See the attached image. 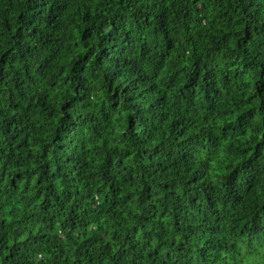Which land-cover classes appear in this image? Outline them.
<instances>
[{
	"label": "clouds",
	"instance_id": "clouds-1",
	"mask_svg": "<svg viewBox=\"0 0 264 264\" xmlns=\"http://www.w3.org/2000/svg\"><path fill=\"white\" fill-rule=\"evenodd\" d=\"M0 264H264V0H0Z\"/></svg>",
	"mask_w": 264,
	"mask_h": 264
}]
</instances>
